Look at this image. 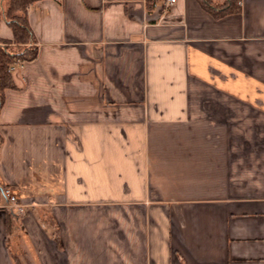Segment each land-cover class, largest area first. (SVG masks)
I'll return each mask as SVG.
<instances>
[{"label":"crops","instance_id":"obj_1","mask_svg":"<svg viewBox=\"0 0 264 264\" xmlns=\"http://www.w3.org/2000/svg\"><path fill=\"white\" fill-rule=\"evenodd\" d=\"M27 18L38 53L0 108V264H264V0L220 18L37 0Z\"/></svg>","mask_w":264,"mask_h":264},{"label":"trees","instance_id":"obj_2","mask_svg":"<svg viewBox=\"0 0 264 264\" xmlns=\"http://www.w3.org/2000/svg\"><path fill=\"white\" fill-rule=\"evenodd\" d=\"M37 0H0V18L11 28V39L0 38V108L6 89L15 88L13 73L9 65L20 58L33 60L38 53L36 39L27 18V7ZM159 0H145L147 9L153 8ZM213 17L239 12L241 0H197Z\"/></svg>","mask_w":264,"mask_h":264},{"label":"built area","instance_id":"obj_3","mask_svg":"<svg viewBox=\"0 0 264 264\" xmlns=\"http://www.w3.org/2000/svg\"><path fill=\"white\" fill-rule=\"evenodd\" d=\"M176 3V0H161V5L163 9V13H166L170 7H172ZM25 63V60H22L20 58H16L10 65H9V71H14L16 68H22L23 64ZM4 195L7 197V200L10 204V208L14 210L15 212H21L22 208L17 202V197L11 192V190L8 187H5L3 189Z\"/></svg>","mask_w":264,"mask_h":264}]
</instances>
